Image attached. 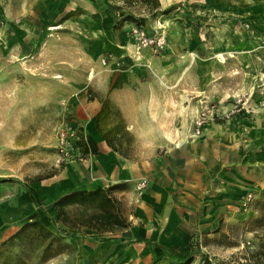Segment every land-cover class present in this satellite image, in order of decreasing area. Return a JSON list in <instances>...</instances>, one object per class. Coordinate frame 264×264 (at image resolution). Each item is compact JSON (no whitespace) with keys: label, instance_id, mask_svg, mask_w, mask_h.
Masks as SVG:
<instances>
[{"label":"crops","instance_id":"0c3cea01","mask_svg":"<svg viewBox=\"0 0 264 264\" xmlns=\"http://www.w3.org/2000/svg\"><path fill=\"white\" fill-rule=\"evenodd\" d=\"M29 1L33 0H0L4 21L0 30L5 38L0 42L3 55L0 73L6 67L8 57L13 55L7 49L17 48L19 44H68L64 33L69 23L64 21L65 14L72 10L66 7L69 0H61L57 5L51 0L49 2L54 7L42 5V9L37 11L41 17H56L58 34H62L58 40L41 22L37 24L31 20L36 8L31 10L33 5ZM41 1L36 0L38 5ZM83 1L85 12L99 18L97 5ZM104 1L108 6H121L127 0ZM128 1L132 6L127 8L128 11L138 17H146L149 11H164L176 6L177 12L190 15L195 22L201 19L219 22L216 28L206 29L203 42L195 38L193 30L184 31L176 27L175 37L181 45L264 44V0H157L159 8L155 10L143 0ZM36 2L35 6H38ZM158 21L151 27L145 24L143 28L149 35L162 28L167 36L166 23L161 25V20ZM91 23L84 24L86 38L82 43L99 44L103 50L108 49L102 58V61H107V66H104L107 73L101 78L96 94L88 95L75 105L72 122L78 125L83 136L90 139L96 152L92 153L90 149L84 155L81 151L79 158L63 165L47 184L41 183L38 187L36 183L25 184L33 188L38 197L46 190L49 205L42 206L52 217V204L67 194L121 186V189L109 192V197L115 200L129 227L115 235L81 231L85 235L89 232L88 237L91 238H114L116 243L107 245L90 239L67 241H78L76 245L84 248L111 247L116 254L121 249L125 264H152L150 251L144 243H125L143 239L169 250L180 249L185 244L190 249L192 239L201 241L203 236L206 239V233L214 227L219 228L221 221H230L231 200L237 201L235 196L243 192L246 167L253 168L259 179L264 177V112L261 114L264 110L255 114L251 121L243 112L238 115L241 124L239 138L228 129L230 127L210 122L199 138H192L193 120L203 106H185L183 95L161 89L159 82L150 78V69L161 75L156 66L157 57L167 51L169 44L163 53L142 50L138 55L128 36V25L115 35L110 32L107 35L100 19ZM55 28L52 27L53 30ZM26 30L37 36H26ZM42 35H46V40L40 42ZM193 53L197 54L196 51ZM117 63L124 65L120 72L113 71ZM105 102L108 107L103 109ZM108 133L107 141L104 136ZM243 150L251 154L242 158ZM233 168L238 170V174H232ZM142 181H146L147 186L138 194L137 186ZM19 187L24 196L15 202L18 206L14 207L9 220L19 224L24 214H30L37 217L39 225L53 229L42 210L35 207L24 188ZM23 201L27 205L26 212L19 206ZM40 212L45 222L38 217ZM4 213L7 220V212ZM6 238L0 236V243ZM163 263L166 261L159 264Z\"/></svg>","mask_w":264,"mask_h":264},{"label":"rangeland","instance_id":"374dc122","mask_svg":"<svg viewBox=\"0 0 264 264\" xmlns=\"http://www.w3.org/2000/svg\"><path fill=\"white\" fill-rule=\"evenodd\" d=\"M49 1L51 0H42L39 5L36 0L29 1L33 5L31 10L36 8L31 20H35L37 24L41 22L51 32L50 35L58 40L62 34H58L56 17L37 15L42 5L52 6ZM82 1L69 0L66 4H69L66 7L72 9L65 14L64 21L69 23L64 33L68 44H19V48L17 46L6 50L13 55L8 57L7 65L0 73V236H7L0 243V264L126 263L121 249L116 254L111 247H80L76 245L78 241L58 240L52 228L48 230L53 236L34 227L22 230L34 215L24 214L19 224L9 220L18 206L15 202L24 193L17 184L2 181L14 179L23 183H36L38 187L41 183H49L48 179L57 175L62 167L55 163L57 134L62 129L79 130L78 125L72 122L74 107L88 95L96 94L101 78L107 73L102 65V58L108 49L103 50L99 44L82 43L86 38L84 24L92 25L93 20L98 22L100 19L104 33L115 35L120 11H114L113 8H119L124 14L143 20L150 27L161 20V25L165 22L167 26L169 46L162 56L157 57L156 66L161 70V75L155 70V73L151 69L149 71L150 78L158 81L161 89L183 95L185 106L190 108H195L198 104L204 108H214L217 116L210 123L230 127L228 129L236 134L240 133L241 127L238 115L243 112L251 121L255 114L264 110V44L181 45L175 37L176 27L184 31L193 30L195 38L203 42L206 29L216 28L219 22H205L204 19L195 22L190 15L177 11L157 19L163 12L161 10L149 11L146 17H138L128 11L127 8L131 5L128 0L121 6H108L104 0L102 3L85 0L99 8V18H95L88 11L85 12ZM35 2L38 6H35ZM53 3L61 4V0H53ZM53 25L56 27L54 30ZM125 25L129 29L131 25L134 26L132 22ZM154 32L165 34L162 28ZM24 34L37 36L31 30L24 31ZM45 37L46 35H42L40 42L45 41ZM2 41L5 38L1 36L0 30V42ZM136 54L139 55L140 52L136 51ZM2 57L0 50V62ZM249 154L251 153L243 150L241 157ZM237 171L233 168L232 174H238ZM245 173L243 192L235 196L237 201L231 200L230 221H221L219 228L214 227L208 231V238L204 239L203 236L201 241L194 238L189 243L190 248L199 249L208 257L209 264H245L258 244L264 243V224L257 223L264 214V177L259 179L250 166L246 167ZM38 179L41 181L37 182ZM248 193L253 194L255 199L245 210L242 204ZM39 198L42 205L48 207L46 190L39 193ZM19 206H22L24 212L27 211L24 201ZM4 212H7V220ZM41 216L40 212L38 217L45 222ZM86 235H90L89 232ZM188 249L185 244L180 248L179 255L183 257ZM200 258V255L196 256L193 264H198ZM168 263L166 261L163 264Z\"/></svg>","mask_w":264,"mask_h":264},{"label":"trees","instance_id":"16d2710c","mask_svg":"<svg viewBox=\"0 0 264 264\" xmlns=\"http://www.w3.org/2000/svg\"><path fill=\"white\" fill-rule=\"evenodd\" d=\"M143 3L147 6H150L154 10L159 8L157 0H143ZM176 9V6L167 8L157 16V19L167 17L171 13L175 12ZM113 10L120 11V20L115 25V28L117 30L121 29L124 24L128 22H132L134 26L139 27H143L146 24V22L133 17L131 14H124L119 8H113ZM103 106V109L108 107L106 102L103 104ZM98 130L101 131V128L98 127ZM75 132L76 135L80 138V147L84 155L87 154L90 149L92 153L96 152L95 146L88 137L83 136V133L80 130H76ZM109 133L105 134L104 136L106 140ZM2 181L7 183H15L24 188L26 194L29 196L34 206L40 208L44 217L48 219L49 223L54 229L55 237L58 240L90 239L101 244L112 245L116 243L114 238H91L83 234L81 231H94L98 235H115L126 230L129 227V224H127L126 220L119 213L115 200L109 197V192L117 191L118 189H121V186H114L112 188H109L108 190L99 188L92 192L81 191L67 194L52 204V209L54 211V217H52L48 212H46L45 208L40 202L38 195L28 184L14 179ZM36 181L39 182L41 180L38 179ZM254 199L252 200V202L254 201ZM252 202H250L249 206ZM257 223L264 224V214L257 220ZM31 227L37 228L42 233L44 232L48 235L53 236V234H50V231L48 229L38 224L36 216H33L31 222L26 223L21 229L26 230ZM133 243H144L146 245L151 254L152 264H159L164 261H169L168 264H193L195 261V257L198 255H200L201 257L198 264H209L208 257L196 248H190L186 250L184 252V256L181 257L179 255L180 249L169 250L159 245L152 244L143 239H137L133 241L129 240L125 243V245ZM244 263L264 264L263 242H260L258 244L256 251L252 253L248 258V262Z\"/></svg>","mask_w":264,"mask_h":264},{"label":"built area","instance_id":"2783aa9c","mask_svg":"<svg viewBox=\"0 0 264 264\" xmlns=\"http://www.w3.org/2000/svg\"><path fill=\"white\" fill-rule=\"evenodd\" d=\"M4 21L0 13V28L3 27ZM129 38L133 43L134 49L137 52L142 50H150L155 54H159L167 47V37L163 33L149 35L143 27L132 26L129 31ZM103 66H107V61H102ZM124 65L117 63L114 65L113 71L120 72ZM217 116V111L214 108H201L197 117L193 120L191 137L196 139L202 135L205 126ZM57 151L55 154V163L57 166H63L81 156L80 138L76 135L73 129L64 130L57 134ZM147 182L142 181L138 184L137 190L142 191L146 188ZM254 199L253 194H246L242 207L246 210Z\"/></svg>","mask_w":264,"mask_h":264},{"label":"bare ground","instance_id":"6f19581e","mask_svg":"<svg viewBox=\"0 0 264 264\" xmlns=\"http://www.w3.org/2000/svg\"><path fill=\"white\" fill-rule=\"evenodd\" d=\"M222 58V57H221Z\"/></svg>","mask_w":264,"mask_h":264}]
</instances>
